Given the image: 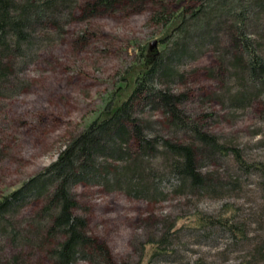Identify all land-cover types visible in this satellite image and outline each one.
Segmentation results:
<instances>
[{
    "label": "trees",
    "instance_id": "obj_1",
    "mask_svg": "<svg viewBox=\"0 0 264 264\" xmlns=\"http://www.w3.org/2000/svg\"><path fill=\"white\" fill-rule=\"evenodd\" d=\"M116 1L100 0L90 8L96 12ZM79 2L0 0V98L23 93L26 71L44 48L66 35ZM152 20L166 32L153 48L141 47L125 85L113 93L111 102L56 162L0 200V264H26L9 251L38 243L51 264H76L90 252L114 264L106 248L86 234V221L75 214L73 189L80 184L148 202L164 200L166 189L210 198L240 189L238 177L229 175L227 183H215L204 175L197 161L202 155L209 160L232 157L239 172L260 174L264 189V162H248L237 146L205 132L185 110L186 95L176 89L184 81L182 68L212 51L219 82L213 101L233 112L264 102V0H192L178 12L163 7ZM162 122L168 134L186 141L161 135L154 126ZM33 202L41 208L27 219V230L18 217ZM237 219V210L227 205L216 216L197 212L188 225L173 224L168 235L187 230L205 237L229 235L234 243L252 242L246 225ZM262 238L254 240L244 264H264ZM170 239L166 235L151 243L145 264L171 255Z\"/></svg>",
    "mask_w": 264,
    "mask_h": 264
},
{
    "label": "rangeland",
    "instance_id": "obj_2",
    "mask_svg": "<svg viewBox=\"0 0 264 264\" xmlns=\"http://www.w3.org/2000/svg\"><path fill=\"white\" fill-rule=\"evenodd\" d=\"M99 1L80 0L66 35L44 48L26 71L23 93L0 98V200L56 162L111 102L113 93L125 85L141 47L153 48L166 32V27L154 23V14L163 7L178 12L192 0H118L92 12L90 7ZM217 67L210 51L182 68L184 81L176 89L187 97L184 108L205 132L241 149L245 160L264 162V102L244 111L222 108L213 101L219 92ZM154 128L174 141H186L168 134L164 122ZM197 161L200 171L215 183H227L229 175L238 177L240 189L223 198L177 195L166 189L164 200L148 202L80 184L73 189L75 214L86 221V234L106 248L114 264H145L150 244L166 235L173 252L152 264H244L254 240L264 238L263 179L258 173L239 172L232 157L209 160L198 155ZM227 205L237 210V220L246 225L252 242L234 243L229 235L205 237L187 230L168 235L173 224L188 225L197 212L216 216ZM40 208L41 203H31L18 224L28 230L27 219ZM35 246L9 252L26 264H51L46 249ZM91 253L76 264H105Z\"/></svg>",
    "mask_w": 264,
    "mask_h": 264
}]
</instances>
